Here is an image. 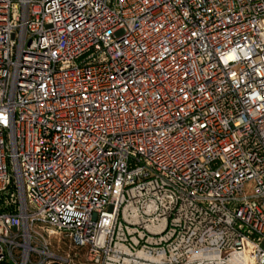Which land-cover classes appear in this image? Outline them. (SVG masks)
I'll use <instances>...</instances> for the list:
<instances>
[{"label": "built area", "instance_id": "2783aa9c", "mask_svg": "<svg viewBox=\"0 0 264 264\" xmlns=\"http://www.w3.org/2000/svg\"><path fill=\"white\" fill-rule=\"evenodd\" d=\"M263 205L264 0H0V264H264Z\"/></svg>", "mask_w": 264, "mask_h": 264}, {"label": "rangeland", "instance_id": "374dc122", "mask_svg": "<svg viewBox=\"0 0 264 264\" xmlns=\"http://www.w3.org/2000/svg\"><path fill=\"white\" fill-rule=\"evenodd\" d=\"M263 207H264V205H263ZM54 239H56V237ZM62 248H63L64 251H69L70 250L69 245L68 244H65V243L62 244Z\"/></svg>", "mask_w": 264, "mask_h": 264}]
</instances>
